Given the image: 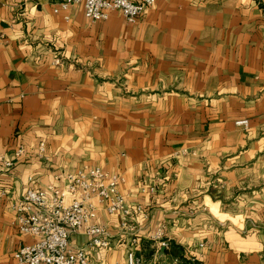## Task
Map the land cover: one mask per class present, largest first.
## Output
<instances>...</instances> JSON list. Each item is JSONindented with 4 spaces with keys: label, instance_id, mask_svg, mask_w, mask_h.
Here are the masks:
<instances>
[{
    "label": "crops",
    "instance_id": "1",
    "mask_svg": "<svg viewBox=\"0 0 264 264\" xmlns=\"http://www.w3.org/2000/svg\"><path fill=\"white\" fill-rule=\"evenodd\" d=\"M59 5L0 0V264L34 241L15 225L26 189L83 166L142 208L144 264H264V0H155L134 24ZM121 220L99 212L92 264H127Z\"/></svg>",
    "mask_w": 264,
    "mask_h": 264
},
{
    "label": "built area",
    "instance_id": "2",
    "mask_svg": "<svg viewBox=\"0 0 264 264\" xmlns=\"http://www.w3.org/2000/svg\"><path fill=\"white\" fill-rule=\"evenodd\" d=\"M155 0H60V8L67 10L79 5L84 16L92 22L106 21L111 12H119L128 24H134ZM245 125V123H242ZM43 144L38 146V156L43 157ZM25 151L19 148L16 156L23 157ZM0 158V162H1ZM10 167L9 162H4ZM56 179L60 180L58 174ZM123 179L108 174L97 167L83 166L76 175L65 177L62 187L47 186L44 190H35L29 186L15 207V225L23 235L34 241L20 246L13 254L17 264H92L88 259V250L109 247L108 233L98 224L99 212L121 216L120 231L127 237L130 250L127 252V264H144L137 257L133 246L138 243L133 236L131 221L142 208H130L119 191ZM32 184V180H29ZM3 193H0V198ZM81 233L89 241L83 248L70 245L72 234ZM162 231L154 236L162 249L169 245L162 239Z\"/></svg>",
    "mask_w": 264,
    "mask_h": 264
},
{
    "label": "water",
    "instance_id": "3",
    "mask_svg": "<svg viewBox=\"0 0 264 264\" xmlns=\"http://www.w3.org/2000/svg\"><path fill=\"white\" fill-rule=\"evenodd\" d=\"M161 253H162V251H161Z\"/></svg>",
    "mask_w": 264,
    "mask_h": 264
}]
</instances>
